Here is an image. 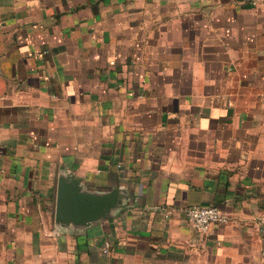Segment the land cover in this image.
Returning a JSON list of instances; mask_svg holds the SVG:
<instances>
[{
  "label": "crops",
  "instance_id": "obj_1",
  "mask_svg": "<svg viewBox=\"0 0 264 264\" xmlns=\"http://www.w3.org/2000/svg\"><path fill=\"white\" fill-rule=\"evenodd\" d=\"M65 172L129 196L61 228ZM0 264H264V0H0Z\"/></svg>",
  "mask_w": 264,
  "mask_h": 264
},
{
  "label": "water",
  "instance_id": "obj_2",
  "mask_svg": "<svg viewBox=\"0 0 264 264\" xmlns=\"http://www.w3.org/2000/svg\"><path fill=\"white\" fill-rule=\"evenodd\" d=\"M127 196V190L93 189L83 185L74 173H62L57 185L56 224L65 229H85L97 221L113 217Z\"/></svg>",
  "mask_w": 264,
  "mask_h": 264
},
{
  "label": "built area",
  "instance_id": "obj_3",
  "mask_svg": "<svg viewBox=\"0 0 264 264\" xmlns=\"http://www.w3.org/2000/svg\"><path fill=\"white\" fill-rule=\"evenodd\" d=\"M186 216L192 226L202 233H207L214 224H226L231 220L217 205L190 207L186 210Z\"/></svg>",
  "mask_w": 264,
  "mask_h": 264
}]
</instances>
